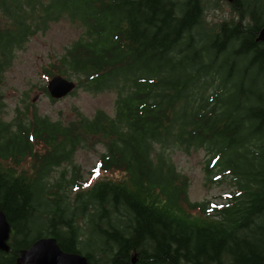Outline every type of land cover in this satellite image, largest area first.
Wrapping results in <instances>:
<instances>
[{"label": "trees", "instance_id": "obj_1", "mask_svg": "<svg viewBox=\"0 0 264 264\" xmlns=\"http://www.w3.org/2000/svg\"><path fill=\"white\" fill-rule=\"evenodd\" d=\"M229 4L236 14L210 23L206 0H0V80L16 51L66 14L84 29L45 73L74 75L69 94L116 92L113 114L0 120V208L13 226L0 264H18L43 235L91 264H264V0ZM98 144V169L125 177L84 187L75 153ZM201 147L212 153L207 173L220 165L236 185L222 204L192 200L172 157ZM27 159L30 175L18 171Z\"/></svg>", "mask_w": 264, "mask_h": 264}, {"label": "rangeland", "instance_id": "obj_2", "mask_svg": "<svg viewBox=\"0 0 264 264\" xmlns=\"http://www.w3.org/2000/svg\"><path fill=\"white\" fill-rule=\"evenodd\" d=\"M206 19L210 23L231 18L236 13L229 4V0H206ZM84 25L79 19L73 20L66 14L59 20L52 21L45 32H39L30 37L24 47L16 51L12 65L6 69L5 75L0 80V120L16 121L19 111H27L32 114L37 111L48 115L51 119H62L64 121L73 119L79 111L92 116L98 108H103L109 113H114V101L116 92L106 89L99 92H90L83 87L78 88L74 94H68L61 98L53 99L43 88L51 78L45 72V67H50L51 62H56L60 53L67 45L77 38L83 31ZM77 79L74 75L71 76ZM204 87H199L201 92ZM220 109V105L218 106ZM28 121V119H24ZM13 124L11 129H16ZM10 131L4 130L3 134ZM96 148H81L75 153V162L81 165L80 179L84 187H88L94 181L103 178H112L116 181L125 177L121 170L102 172L97 167V159L100 151L104 149L102 144ZM180 171L187 173L190 177L189 197L192 200L211 199L214 203L222 204L227 201V196L235 191L236 185L231 181V174L227 169L220 170V165H215L213 173H207L206 165L211 159L212 153L209 149L201 147L192 149L190 153L176 150L172 155ZM31 159H27L18 171H24L30 175L32 171ZM64 165L55 166L43 178V182H50L61 177ZM66 178L75 174L72 163L66 165ZM97 171L99 175H97ZM214 178H216L214 180ZM67 189V194L72 197L77 186ZM68 199V198H66ZM195 213L204 216L199 211ZM86 219V218H85ZM82 237L88 238V224L80 219Z\"/></svg>", "mask_w": 264, "mask_h": 264}, {"label": "water", "instance_id": "obj_3", "mask_svg": "<svg viewBox=\"0 0 264 264\" xmlns=\"http://www.w3.org/2000/svg\"><path fill=\"white\" fill-rule=\"evenodd\" d=\"M259 40L264 39V28L259 32ZM77 86L75 79L57 73L47 82V88L52 98L68 95ZM13 226L7 213L0 208V250L9 251ZM136 261V252L133 253ZM18 264H91L88 256L79 251L63 249L54 235H43L35 239L28 247L20 250L16 259Z\"/></svg>", "mask_w": 264, "mask_h": 264}, {"label": "snow or ice", "instance_id": "obj_4", "mask_svg": "<svg viewBox=\"0 0 264 264\" xmlns=\"http://www.w3.org/2000/svg\"><path fill=\"white\" fill-rule=\"evenodd\" d=\"M97 175H99V172L97 171Z\"/></svg>", "mask_w": 264, "mask_h": 264}, {"label": "flooded vegetation", "instance_id": "obj_5", "mask_svg": "<svg viewBox=\"0 0 264 264\" xmlns=\"http://www.w3.org/2000/svg\"><path fill=\"white\" fill-rule=\"evenodd\" d=\"M77 87V86H76Z\"/></svg>", "mask_w": 264, "mask_h": 264}]
</instances>
